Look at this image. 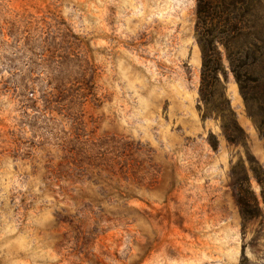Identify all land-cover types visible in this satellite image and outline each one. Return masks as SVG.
<instances>
[{"label":"rangeland","instance_id":"1","mask_svg":"<svg viewBox=\"0 0 264 264\" xmlns=\"http://www.w3.org/2000/svg\"><path fill=\"white\" fill-rule=\"evenodd\" d=\"M195 8L0 0V264H264V140L221 48L242 132L202 119Z\"/></svg>","mask_w":264,"mask_h":264},{"label":"trees","instance_id":"2","mask_svg":"<svg viewBox=\"0 0 264 264\" xmlns=\"http://www.w3.org/2000/svg\"><path fill=\"white\" fill-rule=\"evenodd\" d=\"M247 15L246 0H196L194 33L201 54L198 98L202 119H219L221 131L231 143L235 141L233 136L242 131L220 91L221 78L224 81L226 77L220 48L247 114L255 119L258 133L264 140V34L251 32L253 27L248 25ZM253 109L257 110L256 114ZM212 149H216L214 144ZM253 174L264 204V177L255 170ZM234 196L243 214L258 209L256 198L248 188L238 186Z\"/></svg>","mask_w":264,"mask_h":264}]
</instances>
